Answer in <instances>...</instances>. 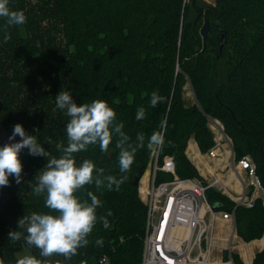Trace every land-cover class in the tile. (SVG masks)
Wrapping results in <instances>:
<instances>
[{
    "label": "trees",
    "instance_id": "trees-1",
    "mask_svg": "<svg viewBox=\"0 0 264 264\" xmlns=\"http://www.w3.org/2000/svg\"><path fill=\"white\" fill-rule=\"evenodd\" d=\"M202 0H9L12 10L23 11L26 23L4 30L0 18V126L13 129L22 124L50 156L59 157L67 146L69 117L55 106L56 95L68 91L80 105L95 99L108 101L135 142L145 134V148L138 150L131 170L118 191L97 190L93 185L77 195L87 199L93 191L102 202L89 244L70 260L54 255L53 264H141L146 237L148 206L135 184L151 166L170 156L176 174L209 184L186 151L194 136L202 153L215 146L211 119H218L232 141L234 157L249 155L264 187V0H216L215 9ZM197 16L191 18V6ZM207 14L214 23L206 47L200 29ZM10 35V39H5ZM223 44L220 50V44ZM213 54H220L217 59ZM216 59V60H215ZM225 72L219 77L215 61ZM216 64V65H215ZM190 84L195 100L187 104L185 86ZM153 91L164 97L155 108L149 104ZM146 110L137 120V109ZM163 123V127H162ZM154 131L165 137L162 149L150 151L147 138ZM5 144L0 143V146ZM115 138L107 153L98 145L75 154L77 164L92 160L105 175L121 176ZM23 180L9 177L4 192L11 200L0 208V260L16 264L24 249L39 258V250L9 240L18 231V221L32 212H48L45 196H35L29 182L45 167V157L28 151L20 157ZM157 183L173 175L158 171ZM216 211H233L237 234L245 242L264 236V198L251 205L232 201L214 186L206 188ZM111 212V215L108 213ZM105 217V228L99 219ZM20 231H24L21 229ZM26 235V233H25ZM103 240L102 246L95 241ZM103 257L107 263H101ZM224 259L245 264L239 253L225 251ZM251 264H264V248Z\"/></svg>",
    "mask_w": 264,
    "mask_h": 264
},
{
    "label": "clouds",
    "instance_id": "clouds-1",
    "mask_svg": "<svg viewBox=\"0 0 264 264\" xmlns=\"http://www.w3.org/2000/svg\"><path fill=\"white\" fill-rule=\"evenodd\" d=\"M0 18L5 20V32L12 26L26 23L25 13L12 10L9 0H0ZM10 38V35L5 37ZM163 101L164 97L153 91L149 104L155 108ZM55 106L70 118L65 128L67 146L62 149L61 156H50L38 143L37 136L29 135L19 123L13 126L9 141H16L17 136L20 140L0 146V187L9 185L10 176L17 184L22 182L20 153L23 149H28L31 156L47 159L45 167L35 179L36 183L29 182V187L35 196H45L44 206L49 211L27 214L18 221L19 230L9 233L10 241L23 238L27 245L38 249L39 258L25 255L17 259L16 264H53L51 258L54 255L63 256L67 261L77 255L80 248L86 247L90 242L88 237L97 224V209L102 207V202L93 191L86 192L87 199H82L77 193L93 184L97 190L106 188L108 191H118L127 179L124 174L131 170L136 153L145 148V134L139 132L135 142H131L130 136L123 130L124 124L117 121L115 110L106 100L95 99L91 103L78 105L70 92L60 91L56 95ZM145 114V108H138L136 119L143 120ZM114 138L115 147L119 149V179L115 175H105V169L97 168L92 160L85 159L77 164L75 154L87 151L93 145H98L101 152L107 153ZM164 144L163 133L154 131L147 138L146 146L154 151L162 149ZM99 219L105 228L109 226L105 217ZM95 243L102 246L103 240L97 239ZM0 264L4 262L0 260ZM54 264L62 262L57 260Z\"/></svg>",
    "mask_w": 264,
    "mask_h": 264
},
{
    "label": "built area",
    "instance_id": "built-area-1",
    "mask_svg": "<svg viewBox=\"0 0 264 264\" xmlns=\"http://www.w3.org/2000/svg\"><path fill=\"white\" fill-rule=\"evenodd\" d=\"M210 127L216 135V144L208 151V155L214 158L218 156L220 141L229 137L220 120L211 119ZM159 154V151L155 153L151 163L150 184L142 191V200L148 206V222L141 264H209V256L215 246L217 221L221 218L233 224L236 221L233 211H216L208 200L206 188H220V181L216 178L204 185L198 179L181 178L176 174L174 159L166 156L161 166L158 163ZM232 166L249 175L247 188L263 191L264 194V187L255 174L254 160L249 155L238 162L233 159ZM158 171L171 173L172 180L157 183ZM254 199V195L249 196L246 191L239 204L249 206ZM101 263H107V258L103 257Z\"/></svg>",
    "mask_w": 264,
    "mask_h": 264
},
{
    "label": "crops",
    "instance_id": "crops-1",
    "mask_svg": "<svg viewBox=\"0 0 264 264\" xmlns=\"http://www.w3.org/2000/svg\"><path fill=\"white\" fill-rule=\"evenodd\" d=\"M227 140L230 142V145ZM224 141H227L230 151H227L226 147H224ZM233 148L234 147H232V141L230 138L223 139L220 141V145L218 146V156L212 158L208 155V152L202 153L194 136H192L188 142L186 153L189 159L197 166L200 175L205 181L211 183L216 178L219 179L221 187H215L219 190L221 189L222 192L232 201L239 203V198L241 197H238V193H245L249 190V188L246 187L249 175L246 171L232 166L233 159L236 161ZM150 172V168L147 169L145 174L142 176L143 179L141 178V182L143 180V184L140 185L141 194L142 191L146 190L150 184ZM251 192L252 193L249 196L254 195L255 198L257 196H262L264 198L263 191H253L252 189ZM235 240H237L236 245L233 244V241ZM263 240L264 236L261 239H254L250 242L243 241L237 234L235 224L221 218L216 224L214 235L215 246L209 256V264H234L231 262V258H229V260L224 259L223 255L225 251L239 253L245 264H251L256 253L264 248Z\"/></svg>",
    "mask_w": 264,
    "mask_h": 264
},
{
    "label": "rangeland",
    "instance_id": "rangeland-1",
    "mask_svg": "<svg viewBox=\"0 0 264 264\" xmlns=\"http://www.w3.org/2000/svg\"><path fill=\"white\" fill-rule=\"evenodd\" d=\"M190 3H191V1L192 0H188ZM33 2H35V0H33ZM201 4H203V6L205 7H207V8H209V6H212V5H215L216 4V0H202V2H201ZM210 9V8H209ZM190 10H191V18H194L195 16H197V10L194 8V6L192 5L191 6V8H190ZM201 24H202V26H203V21L201 20ZM213 25H214V23H212V27H213ZM202 28V27H201ZM205 47H206V45H205ZM205 47H204V44H203V48H202V50H204L205 49ZM213 56H217L216 58L218 59L219 57H220V54H213ZM216 60V59H215ZM215 63L217 64V68H216V70L217 71H215L216 72V74L218 75V77H219V74H220V76H222L223 74H224V72H225V66H224V64L222 63V60H219V61H215ZM215 64V65H216ZM184 93H185V100H186V102H187V104L189 105V103H192L194 100H195V96H194V93L192 92V89H191V86H190V84L188 83L186 86H185V91H184ZM228 141V140H227ZM227 141H224L223 143L225 144V146L224 147H226V149H227V151H230V147L228 146V143H229V145H230V142L228 141V143H227ZM227 155H229V154H227ZM149 168H150V171L152 170V168L149 166ZM148 168V169H149ZM147 171V170H146ZM151 173V172H150ZM178 176V175H177ZM151 177V176H150ZM246 177H247V175H246ZM143 179V178H142ZM197 180V179H196ZM142 183H143V180H142V182H141V184L140 185H142ZM139 190H140V188H139ZM252 189L251 188H249V190L247 191V193H248V195H250L252 192ZM141 196V199H142V194L140 195ZM238 197H241V198H239V199H241V200H243V198H244V192H240V193H238ZM235 235V234H234ZM233 239V238H232ZM236 243H237V240H235V241H233V244L234 245H236ZM20 258H22L23 256H25V255H34L33 253H30V251H28L27 249H24V250H22L20 253Z\"/></svg>",
    "mask_w": 264,
    "mask_h": 264
},
{
    "label": "water",
    "instance_id": "water-1",
    "mask_svg": "<svg viewBox=\"0 0 264 264\" xmlns=\"http://www.w3.org/2000/svg\"><path fill=\"white\" fill-rule=\"evenodd\" d=\"M210 9H215V5L209 6ZM203 26L200 29L201 36L203 37L204 47L206 45V41L208 39V34L210 30L212 29V23L210 22V19L208 18L207 14L204 17ZM223 44H220V50L222 49ZM12 134V129L7 130L3 126H0V143L8 144L10 142H18L20 140V137H16V141H9V137ZM28 151V149H23L20 153V157L23 153ZM234 151V148H233ZM141 182L140 176L136 178L135 184H139ZM11 198L4 192V188L0 187V208L3 207L4 203L7 201H10ZM214 210H216V207H213ZM236 227V226H235Z\"/></svg>",
    "mask_w": 264,
    "mask_h": 264
},
{
    "label": "bare ground",
    "instance_id": "bare-ground-1",
    "mask_svg": "<svg viewBox=\"0 0 264 264\" xmlns=\"http://www.w3.org/2000/svg\"><path fill=\"white\" fill-rule=\"evenodd\" d=\"M147 182H148V181H147ZM147 182H146V183H147ZM142 184H143V183H142ZM145 187H146V186H145ZM143 191H144V190H143ZM263 242H264V240H263Z\"/></svg>",
    "mask_w": 264,
    "mask_h": 264
}]
</instances>
